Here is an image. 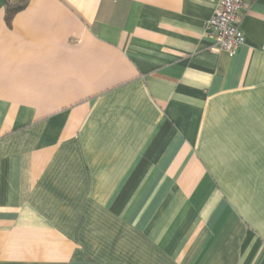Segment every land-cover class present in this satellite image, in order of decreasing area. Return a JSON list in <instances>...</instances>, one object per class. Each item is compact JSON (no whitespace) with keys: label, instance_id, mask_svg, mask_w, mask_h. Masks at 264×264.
<instances>
[{"label":"crops","instance_id":"crops-1","mask_svg":"<svg viewBox=\"0 0 264 264\" xmlns=\"http://www.w3.org/2000/svg\"><path fill=\"white\" fill-rule=\"evenodd\" d=\"M218 1L0 0V264H264V0L233 56Z\"/></svg>","mask_w":264,"mask_h":264},{"label":"built area","instance_id":"built-area-1","mask_svg":"<svg viewBox=\"0 0 264 264\" xmlns=\"http://www.w3.org/2000/svg\"><path fill=\"white\" fill-rule=\"evenodd\" d=\"M247 1L256 0H219L205 24V33L213 38L215 48L230 56L244 44L239 25Z\"/></svg>","mask_w":264,"mask_h":264},{"label":"trees","instance_id":"trees-1","mask_svg":"<svg viewBox=\"0 0 264 264\" xmlns=\"http://www.w3.org/2000/svg\"><path fill=\"white\" fill-rule=\"evenodd\" d=\"M25 6V2H21L20 4L16 5H10L8 4L6 7V15H5V20L7 25H10V22L12 20V17L15 13L23 9Z\"/></svg>","mask_w":264,"mask_h":264}]
</instances>
